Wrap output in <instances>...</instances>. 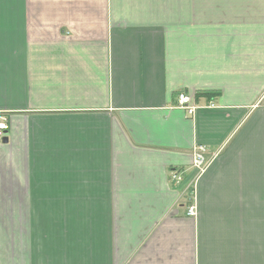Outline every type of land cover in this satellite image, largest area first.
I'll list each match as a JSON object with an SVG mask.
<instances>
[{"label": "crops", "instance_id": "obj_1", "mask_svg": "<svg viewBox=\"0 0 264 264\" xmlns=\"http://www.w3.org/2000/svg\"><path fill=\"white\" fill-rule=\"evenodd\" d=\"M0 113V264H264V0H0Z\"/></svg>", "mask_w": 264, "mask_h": 264}, {"label": "built area", "instance_id": "obj_2", "mask_svg": "<svg viewBox=\"0 0 264 264\" xmlns=\"http://www.w3.org/2000/svg\"><path fill=\"white\" fill-rule=\"evenodd\" d=\"M177 105L178 107L183 108L188 114H192L195 106L191 104L190 96L185 92H179L177 95ZM209 106H214L213 103H210ZM10 123L9 119L6 115L0 113V140L5 137L9 131ZM208 159L205 157V147L197 146L193 149L192 152V165L195 170L196 176L191 180L187 181L186 188L190 187L191 185L195 184L198 176L205 170L208 165ZM171 181L178 183H183L184 181V174L181 170H172L170 174ZM192 181L194 183L192 184ZM195 213V205L190 204L187 207L186 214L194 215Z\"/></svg>", "mask_w": 264, "mask_h": 264}, {"label": "water", "instance_id": "obj_3", "mask_svg": "<svg viewBox=\"0 0 264 264\" xmlns=\"http://www.w3.org/2000/svg\"><path fill=\"white\" fill-rule=\"evenodd\" d=\"M2 141H7V136L3 137Z\"/></svg>", "mask_w": 264, "mask_h": 264}]
</instances>
